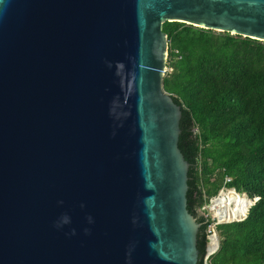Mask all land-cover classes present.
<instances>
[{
    "label": "water",
    "instance_id": "1",
    "mask_svg": "<svg viewBox=\"0 0 264 264\" xmlns=\"http://www.w3.org/2000/svg\"><path fill=\"white\" fill-rule=\"evenodd\" d=\"M165 21L264 41V0H0V264H197Z\"/></svg>",
    "mask_w": 264,
    "mask_h": 264
},
{
    "label": "trees",
    "instance_id": "2",
    "mask_svg": "<svg viewBox=\"0 0 264 264\" xmlns=\"http://www.w3.org/2000/svg\"><path fill=\"white\" fill-rule=\"evenodd\" d=\"M161 30L162 89L180 109L177 147L189 165L185 203L199 223L197 264L210 222L197 208L223 185L246 195L247 212L215 226L218 248L208 264H264V41L176 21Z\"/></svg>",
    "mask_w": 264,
    "mask_h": 264
},
{
    "label": "built area",
    "instance_id": "3",
    "mask_svg": "<svg viewBox=\"0 0 264 264\" xmlns=\"http://www.w3.org/2000/svg\"><path fill=\"white\" fill-rule=\"evenodd\" d=\"M229 180L230 179L228 177H224V182H228ZM228 191H231L235 195H240V196L244 195L246 197V195L244 193H238L232 187H226L223 185L217 190L215 195L208 197L207 200L204 201L203 204L197 208L198 211L201 210L200 214L205 218V220L210 221L206 227V230H205L206 242H205V247H204V254H203L202 259H201V264H208L209 258L216 252V250L218 248V236L216 233L215 226L218 224H221V223H228V222H232V221L242 220L246 215L247 210L242 217H239L237 219L221 220L218 218V215L216 212H217V210H218V212H221V209L217 205H215V206L213 205V200L215 198H217L220 194L225 195L226 192H228ZM255 199H256L255 197L253 199L248 198V200H250V205ZM202 210L205 213H202Z\"/></svg>",
    "mask_w": 264,
    "mask_h": 264
},
{
    "label": "bare ground",
    "instance_id": "4",
    "mask_svg": "<svg viewBox=\"0 0 264 264\" xmlns=\"http://www.w3.org/2000/svg\"><path fill=\"white\" fill-rule=\"evenodd\" d=\"M246 200L247 197L244 195H235L231 191H228L225 195L220 194L215 198L213 205H217L221 209V212H218V210L216 212L219 219L232 220L242 217Z\"/></svg>",
    "mask_w": 264,
    "mask_h": 264
},
{
    "label": "rangeland",
    "instance_id": "5",
    "mask_svg": "<svg viewBox=\"0 0 264 264\" xmlns=\"http://www.w3.org/2000/svg\"><path fill=\"white\" fill-rule=\"evenodd\" d=\"M248 203H249V204H248V206H249V205H250V201H249V200H248ZM200 212H201V210H199V211L197 210V214L200 215V216H202V215L200 214ZM202 213H205V212L202 210Z\"/></svg>",
    "mask_w": 264,
    "mask_h": 264
}]
</instances>
